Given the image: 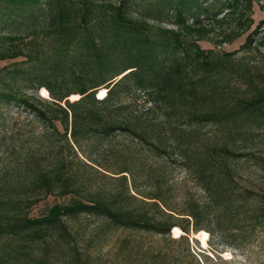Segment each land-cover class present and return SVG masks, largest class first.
<instances>
[{
  "label": "trees",
  "instance_id": "obj_1",
  "mask_svg": "<svg viewBox=\"0 0 264 264\" xmlns=\"http://www.w3.org/2000/svg\"><path fill=\"white\" fill-rule=\"evenodd\" d=\"M252 8L253 0H0V103L31 111L50 140L24 155L14 184L0 185V239L10 240L0 258L19 264L30 249L53 264V252L72 237L67 220L79 215L161 237L182 232L178 241L203 230L221 251L264 242V188L236 178V165L249 158L264 171V148H253L264 141V85L237 94L228 80L248 78L235 55L264 44V21L252 29ZM244 34L239 50L222 49ZM25 88L50 101L26 97ZM203 125L222 136L201 140ZM57 135L71 151L84 139L97 166L92 154L110 152L123 190L91 191L84 170L93 167L79 162L82 171L74 170L51 141ZM173 156L202 201L187 197L177 209L163 198L167 189L137 187V176L154 174L149 157L164 170ZM14 189L28 198L8 197ZM48 195L69 197L30 216Z\"/></svg>",
  "mask_w": 264,
  "mask_h": 264
},
{
  "label": "rangeland",
  "instance_id": "obj_2",
  "mask_svg": "<svg viewBox=\"0 0 264 264\" xmlns=\"http://www.w3.org/2000/svg\"><path fill=\"white\" fill-rule=\"evenodd\" d=\"M252 9L253 29L258 22L264 21V0H253ZM245 37L246 34L231 44L223 45L222 49L227 52L239 50ZM261 37L264 38V27L261 29ZM199 44L204 49L214 48V45L207 41H201ZM235 56L243 62L244 72L249 80L246 77H229L232 91L237 94L245 92L254 94L256 88L264 85V44L258 50L254 48L251 51H239ZM8 62H1V65ZM22 94L26 97L50 101L48 94L43 90L33 91L25 88ZM57 127L62 132L59 124ZM199 127L200 139L203 141L219 139L222 136V131L213 125ZM44 134V124L36 119L31 111L15 103H0V185L3 186L5 181L8 186L14 184L15 172L20 167L24 155L31 152L36 154L43 144L50 141ZM51 141L57 146V150H61L63 155L70 159L69 165L74 170L82 171L81 162L88 163L93 167V169L84 170V177L88 178L87 184L91 191L119 192L121 189L123 190L122 181L113 178L119 176L113 174L117 172L118 166L110 152H92L95 158L99 154L100 166H97L90 163L86 157V154H91V147L86 145L84 139L81 140L83 149L78 150L72 146L74 151L64 145L61 135L55 136ZM118 144L124 147L127 142L119 139ZM255 144L253 147L255 150L264 148V141L257 139ZM170 158L167 167L162 170L160 159L149 157L147 164L151 166L154 174L148 180L137 176V187L143 194L155 192V188L158 187L162 190L167 189V192L162 196L166 200H170L177 209H180L182 200L187 197L202 201L203 192L194 178L186 174L183 163L174 156ZM236 168V178L240 184H262V188H264V171L258 168L254 160L249 158L238 163ZM161 171H165V174L163 178L158 179L159 175H162ZM14 190L6 192L7 196L20 198V200L28 198V193L25 190ZM131 191L135 192L134 189ZM68 197L48 195L29 210V215L39 216L52 205L66 202ZM67 224L72 237L68 243L60 244L61 249L58 248V252H53L50 258V262L53 264H264V242L237 250L221 251L217 244L209 242V235L203 230L197 233L190 232L187 235V241H178L182 232L174 233L171 230L169 238L161 237L151 232L117 228L96 215H79L74 219L67 220ZM7 241H10L7 236H2L0 239V256L5 255L3 247ZM49 245L55 249L54 245ZM26 253L27 255H25ZM26 253L24 256H20L22 262L19 264H24L23 260L26 264H41L37 261L38 250L27 249ZM0 264L15 263L9 260L8 256H3L0 258Z\"/></svg>",
  "mask_w": 264,
  "mask_h": 264
}]
</instances>
